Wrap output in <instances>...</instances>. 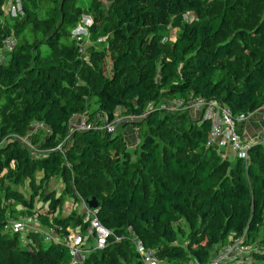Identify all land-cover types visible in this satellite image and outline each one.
<instances>
[{
  "label": "trees",
  "instance_id": "obj_1",
  "mask_svg": "<svg viewBox=\"0 0 264 264\" xmlns=\"http://www.w3.org/2000/svg\"><path fill=\"white\" fill-rule=\"evenodd\" d=\"M215 1L209 12L206 0H88L86 8L80 0H23L21 17L0 21V264L71 263L67 247L39 238L36 248L26 247L7 227L11 217L32 211L35 198L42 222L70 223L72 216L56 214L62 197L46 191L54 176L66 191L71 183L82 198L95 199L105 227L135 235L171 264L205 263L215 246L242 234L252 264H264V145H251L247 162L230 161L206 146L210 122L200 114L158 108L190 95L216 99L233 115L264 103V26L250 21L256 0ZM86 13L90 45L74 35ZM185 13L195 20L169 38L172 19ZM242 13L247 18L236 20ZM7 36L16 43L2 53ZM102 36L108 40L97 42ZM149 102L154 107L145 114ZM118 113L138 119L119 121L111 133L71 132L73 115L111 121ZM32 120L50 130L31 133L41 143L38 153L12 136ZM127 125L139 138L134 159L121 134ZM69 134L64 149H42ZM27 177L24 196L17 185ZM120 258L142 264L130 240L112 239L77 264H121Z\"/></svg>",
  "mask_w": 264,
  "mask_h": 264
},
{
  "label": "built area",
  "instance_id": "obj_2",
  "mask_svg": "<svg viewBox=\"0 0 264 264\" xmlns=\"http://www.w3.org/2000/svg\"><path fill=\"white\" fill-rule=\"evenodd\" d=\"M10 3L9 13L15 15L16 11L21 7L20 3L18 0ZM91 22L92 19L88 16H82L74 31V35L81 38L82 34L88 31L87 26ZM105 37H99L97 42L105 40ZM15 43V37H5L2 40V53L11 50ZM79 51L83 53L84 48L80 46ZM153 107L154 104L149 102L145 114L149 113ZM158 108L168 112L183 109L198 112L203 119L210 122L206 146L215 147L218 151L229 148L234 152L235 156L244 159L246 162L251 145L255 143L264 145V123L256 135L257 141H246L240 133L241 124L250 117L252 112L233 115L225 105L216 99H205L202 96L193 95H190L187 99L173 97L161 101ZM258 109H264V103ZM135 118L137 117L132 115L122 118L116 115L111 121H106L101 116H95L93 120L88 121L87 117L82 115L78 125H70L71 132L75 129L86 130L95 128L102 132L111 133L115 131L119 121H130V119ZM28 131L30 133L42 131L47 134L50 130L45 122L32 120L28 125ZM65 147H67V144L65 146L57 145L55 149L62 150ZM82 201L84 210L81 214V222L74 229L59 224H46L42 222L39 216L41 211L35 206L30 213L11 217L7 222V227L18 234L20 243L23 246L36 248L38 246L36 239L39 238L40 242L55 243L67 247L69 253L72 255L70 264L80 263L84 259L85 254H88L92 250L103 249L107 246L110 239L114 242L130 240L142 264H171L159 258L153 248L146 246L135 235H118L105 227L96 216L97 209L89 207L85 200ZM34 236L37 237L35 238ZM244 240L245 234L232 237L227 244L218 248L215 246L207 262L200 263L197 259L191 258L188 264H227L229 262L234 264H252L251 252L253 248L245 243Z\"/></svg>",
  "mask_w": 264,
  "mask_h": 264
},
{
  "label": "rangeland",
  "instance_id": "obj_3",
  "mask_svg": "<svg viewBox=\"0 0 264 264\" xmlns=\"http://www.w3.org/2000/svg\"><path fill=\"white\" fill-rule=\"evenodd\" d=\"M15 1L16 0H0V21L2 23H11L14 19L19 18V17L22 16V6H21V2L23 0H18L21 7H20V9H18L16 11V14L15 15H12L11 13H9V7H10V4H11L10 2H15ZM218 1L227 2V0H218ZM206 2H207L208 7H209V12H211V9H214V8L216 9V7L218 5V2L215 1V0H206ZM103 3L105 4V6H107L109 4L107 1H103ZM80 4H81V6L83 8H86L87 7V4H88V0H80ZM253 6L255 7V11H254V16L250 19V21L252 23H256V24H260V25L264 26V0H256V2L253 3ZM86 16H88L90 19H92V15L90 13H86ZM247 16H248L247 14L245 15V14L242 13L239 17L236 18V20L243 21L244 19L247 18ZM195 18L196 17L194 15L190 14V13H185V14H183L181 16L174 17L172 19L173 24L170 25V26H168L167 29H166V35L169 38H171V39L175 38L176 35L181 31L180 25L183 22H192V21L195 20ZM82 37H83V40H84L83 44L88 43L87 45H90L91 42L94 41L88 31L85 32L84 34H82ZM105 40H108V38L105 37ZM87 58H85V59H87ZM88 65L90 66V68H94V65H92V63L90 61H89V64ZM103 66H104V68H106L105 67L106 65L103 64ZM190 113H191V116L193 118H195L191 111H190ZM118 116H119V118L127 117V116L120 115L119 113H118ZM130 120H134V119H130ZM79 122H80V115H73L71 117V119H70V125H78ZM126 127H127V129L129 128V131L128 132H129L130 140H129V137L128 136H127V139L125 138L124 128H126ZM126 127L121 128V134L123 135L124 140L126 142L127 150L131 153V158L134 159V157H135L134 151H135V149L137 147V143H138V139L139 138H138L137 130H134L135 128L132 125H127ZM12 136L18 142H20L23 145L27 146L34 153H38L39 151H41L39 149V146L41 145V143L34 144L32 142L33 135L27 129H26V131H24L22 133L12 134ZM6 137H9V136H6ZM71 141H72L71 134H69L68 136H66L65 139H58V137L56 136L54 138V141H53V144L52 145H49L48 147L42 148V149H44V150H52V149H55V147L57 145H62V146H65L66 144L69 145L71 143ZM256 141H257V139H254L253 142H256ZM234 157L235 156L233 154V155H228L227 158L230 161H233ZM40 176H41V172L35 171V174H34L33 179H35L36 181H39ZM59 179L60 178L58 176H54L49 181H47L45 183L46 190L47 191L54 190L55 193H56V196H59L62 193V186H61V182H60ZM29 180H30V178L27 177V179L25 181H23V183L17 185V188L22 191V193H23L24 196H27V195L29 196L30 195ZM67 185H68L69 190L70 189L73 190L71 188V186H72L71 183H69ZM81 200H82V198L79 195L75 194V193H73V195H71V194H63L62 195V202H61L60 208H59V210H61V213L59 215L60 216L62 215L63 206H65L64 208L66 210V213H64V214H67V215L68 214L69 215L71 214V210H69V207L65 204L66 202H70V203L75 202L74 209L77 211V213L79 215H81L82 212H83V208L81 206V203H83V201H81ZM40 205H41V202L37 198H35L34 199V206L36 208H38V207H40ZM70 218H71V215H70ZM70 222H71L70 224H72V223L75 222L74 214L72 215V219H70ZM42 243L43 244H46L45 242H42ZM120 262H121V264H129L128 262L125 261V259H122V258H120Z\"/></svg>",
  "mask_w": 264,
  "mask_h": 264
},
{
  "label": "crops",
  "instance_id": "obj_4",
  "mask_svg": "<svg viewBox=\"0 0 264 264\" xmlns=\"http://www.w3.org/2000/svg\"><path fill=\"white\" fill-rule=\"evenodd\" d=\"M192 114L194 115V117L197 119L199 115L198 112H195L193 111ZM81 117V116H80ZM264 123V109H257L255 111H253L250 115V117L244 122L241 124V130H240V133L241 135L243 136V138L246 140V141H254V139H256V135L259 131V128L261 127V125ZM134 129V128H133ZM135 130V129H134ZM129 128L127 129V127L124 129V134H125V138L127 139V136L129 137V140H130V136H129ZM130 142V141H129ZM225 152V153H224ZM222 153L224 154L225 158L228 157V155H233L234 152L231 151V149L229 148H224L222 150ZM235 156V154H234ZM228 159V158H227ZM59 177V176H58ZM60 179V182H61V186H62V193L59 195L60 197H62L63 194H71L73 195V193L79 195L75 189L73 188V190H71L70 192L69 191H66V185L65 183L63 182L62 178L59 177ZM49 181V180H48ZM46 188V187H45ZM47 191V190H46ZM50 191H54V190H50ZM55 192V191H54ZM56 194V193H55ZM80 196V195H79ZM81 197V196H80ZM82 198V197H81ZM82 200H85L84 198H82ZM81 200V201H82ZM87 202V200H85ZM68 207H69V210H71V216L74 214V218H80L81 219V215H79L77 213V211L74 209L75 207V202L73 203H70V202H66L65 203ZM64 204V205H65ZM81 206L84 210V205L83 203H81ZM65 206H63V209H62V215L60 216L59 214L61 213V210H59L60 206L57 208V211H56V214L59 215L60 217H70V215L68 216L67 214H64L66 213V210L64 208ZM40 208V207H38ZM45 209V207H44ZM42 212L44 211L43 208L41 209ZM76 215V216H75ZM81 222V220L79 222H74L72 224H68L66 225L67 228H76L77 225Z\"/></svg>",
  "mask_w": 264,
  "mask_h": 264
},
{
  "label": "water",
  "instance_id": "obj_5",
  "mask_svg": "<svg viewBox=\"0 0 264 264\" xmlns=\"http://www.w3.org/2000/svg\"><path fill=\"white\" fill-rule=\"evenodd\" d=\"M87 203H88L89 207L97 209L98 203L95 201V199H93V198L88 199Z\"/></svg>",
  "mask_w": 264,
  "mask_h": 264
}]
</instances>
